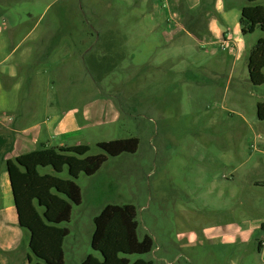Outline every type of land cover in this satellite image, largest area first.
<instances>
[{
    "label": "rangeland",
    "instance_id": "obj_1",
    "mask_svg": "<svg viewBox=\"0 0 264 264\" xmlns=\"http://www.w3.org/2000/svg\"><path fill=\"white\" fill-rule=\"evenodd\" d=\"M245 5V0H0V7L12 8L5 11L6 24L0 19V34L15 37L13 46L28 26H35V35L52 32L48 49L62 43L54 47V61L38 66L45 73L33 79L43 99L51 89H65L73 74L75 54L54 68L74 50L68 38L111 41L105 67L94 49L93 78L74 79L72 87L86 91L71 102L79 126L85 102L100 112L94 126L68 144L80 141L94 156L102 153L98 143L139 140L134 155L109 158L96 175L75 180L83 203L60 225L69 231L64 264L101 258L91 248L92 219L107 205L134 206L138 239L153 241L149 254L130 256L131 262L264 264L255 249L257 240L264 242V121L256 111L264 103V83L253 86L247 68L264 33L241 36L238 19ZM180 12L200 37L182 29ZM27 13L33 21L12 30L15 19ZM27 87L32 95L35 86ZM135 102L142 107L130 109ZM113 108L119 118L110 121ZM58 176L69 179L66 169ZM28 254L35 261L29 249Z\"/></svg>",
    "mask_w": 264,
    "mask_h": 264
},
{
    "label": "trees",
    "instance_id": "obj_2",
    "mask_svg": "<svg viewBox=\"0 0 264 264\" xmlns=\"http://www.w3.org/2000/svg\"><path fill=\"white\" fill-rule=\"evenodd\" d=\"M264 1V0H263ZM238 24L241 36L264 33V5L258 0H245ZM264 3V2H263ZM186 32L200 37L192 27L190 19L185 21ZM193 18V16H190ZM249 80L253 86L264 83V38L253 46L247 62ZM257 118L264 121V103L256 105ZM139 146L137 138L98 143L102 153L88 156L89 148L84 145L42 149L22 155L14 161L0 159L8 173L18 226L27 236L29 264H64L63 242L69 235L61 224L70 221L73 206H80L82 194L75 180L80 175L94 176L109 158L134 155ZM50 168L51 173H42ZM67 170L69 179L58 175ZM136 209L132 205L105 206L93 219L94 230L91 248L99 253L100 259L88 256L81 264H151L142 259L133 262L130 256L149 254L153 241L145 236L137 237ZM264 230V224L261 225Z\"/></svg>",
    "mask_w": 264,
    "mask_h": 264
},
{
    "label": "crops",
    "instance_id": "obj_3",
    "mask_svg": "<svg viewBox=\"0 0 264 264\" xmlns=\"http://www.w3.org/2000/svg\"><path fill=\"white\" fill-rule=\"evenodd\" d=\"M8 8L0 7V19L4 24H6L8 14L5 11L12 9ZM216 10L219 12L224 10L220 1L217 2ZM180 14L182 17L183 14L181 12ZM33 19V14L27 13L25 18L15 19L17 24L11 26V29L20 30L23 26L27 27ZM182 20L184 21V19ZM183 21L182 29L184 30ZM34 29L35 26H28V28L24 29V32L18 37V42L15 46L12 45L16 39L15 37L12 39L11 36L10 40V38L0 34V159L4 157L5 160L14 161L22 155L30 154L37 150L74 147L68 142L73 137H77L76 135L81 134L83 130L93 127V122L97 118L96 114L100 112V108L85 102L84 112L81 117L84 124L79 126V121L76 118V108L72 106L71 102L73 99L75 100V95L83 94L86 91H83L85 88L81 90L72 86L74 85L75 77H81L80 75L93 78L94 66L91 60L94 58V49L100 50L101 58L96 60L105 67L103 60L104 56L109 53L111 41L104 38L98 41L99 43H93L87 39L75 40L68 38V43L70 44L68 45L72 46L74 50L73 52L71 50L68 56H64L55 62L54 68H60L63 62L69 60V58H72L71 55L75 54L74 63L70 68L73 74H69L71 77L65 89L58 87L55 92L51 89L49 92L50 96L47 99H43L41 97L43 91L39 87L41 85L37 86L33 79L36 78L37 81V78L45 73L44 71H38V66L43 68L47 62L54 61L52 52H54L55 48L61 46L62 43L51 44L53 48L48 49L51 39L54 38L52 37V32L35 35ZM186 33L192 35L188 32ZM223 33L224 31L221 34ZM169 34L171 32H165L164 35L168 36ZM119 45L122 47L121 52L124 54L125 42L123 38ZM22 47L24 49L21 50ZM78 47L86 48L76 53ZM80 62L83 66L80 65ZM28 83L30 86L32 83L35 86V89L32 90V95H27L30 91L28 87L26 88ZM24 94L27 95V98L22 97ZM136 107L141 108L142 106L139 102H135L131 104L130 109L136 110ZM109 115L111 117L110 121L119 118L116 108L111 109V114ZM78 145H82V143L79 141L76 146ZM256 184L257 182L254 183L255 186ZM82 203L83 195L81 205ZM100 209L102 210L103 207ZM262 224H264V221L261 222ZM255 249L258 256L264 255V242L257 240ZM28 255L27 236L18 226L8 173L2 165L0 167V264H29Z\"/></svg>",
    "mask_w": 264,
    "mask_h": 264
}]
</instances>
